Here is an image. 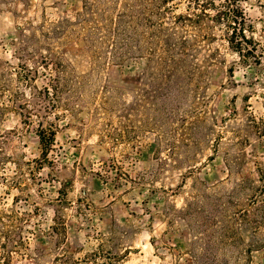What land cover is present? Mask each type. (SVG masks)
<instances>
[{
	"label": "rangeland",
	"instance_id": "374dc122",
	"mask_svg": "<svg viewBox=\"0 0 264 264\" xmlns=\"http://www.w3.org/2000/svg\"><path fill=\"white\" fill-rule=\"evenodd\" d=\"M176 1L184 12L186 0ZM23 2L0 0V66L16 63L24 20L79 4ZM240 4L245 34L264 52V0ZM206 30L212 38L198 40L192 71L173 82L158 113L163 129L176 128L161 142L151 132L132 152L101 143L99 126L81 112L57 121L41 161L36 122L17 112L0 120V210L22 219L25 239L10 264H184L180 250L195 251L201 264H264L262 203L250 204L257 168L264 173V55L243 61L225 23ZM171 108L185 121L167 117Z\"/></svg>",
	"mask_w": 264,
	"mask_h": 264
},
{
	"label": "trees",
	"instance_id": "16d2710c",
	"mask_svg": "<svg viewBox=\"0 0 264 264\" xmlns=\"http://www.w3.org/2000/svg\"><path fill=\"white\" fill-rule=\"evenodd\" d=\"M240 2L186 0L185 11L177 12L176 0H79L77 6L66 4L54 18L43 12L39 18L24 20L17 27L16 63L0 66V120L17 112L24 124L36 122L41 161L52 148L57 121L81 112L99 126L101 143H121L132 152L151 132L161 142V135L176 128L163 129L167 121L158 113L167 104L173 82L192 71L189 56L198 40L212 38L206 28L225 23L230 48L243 61L253 57L260 63L264 52L257 53V43L245 34ZM23 3L28 6L30 0ZM138 61H143L142 68L131 74ZM166 116H178L180 124L185 121L173 108ZM168 149L172 155L175 145ZM257 175L259 184L253 185L250 204L262 203L256 208L260 212L256 223L261 224L264 173L260 168ZM10 213L0 210L1 264H10L25 244L22 219ZM178 255L184 264H201L195 251L180 250Z\"/></svg>",
	"mask_w": 264,
	"mask_h": 264
}]
</instances>
